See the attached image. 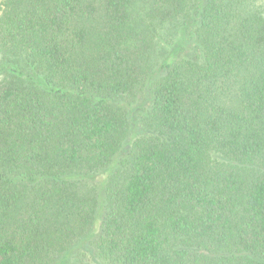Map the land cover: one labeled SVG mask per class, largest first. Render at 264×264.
Here are the masks:
<instances>
[{
  "label": "trees",
  "instance_id": "obj_1",
  "mask_svg": "<svg viewBox=\"0 0 264 264\" xmlns=\"http://www.w3.org/2000/svg\"><path fill=\"white\" fill-rule=\"evenodd\" d=\"M0 264H264V0H0Z\"/></svg>",
  "mask_w": 264,
  "mask_h": 264
}]
</instances>
